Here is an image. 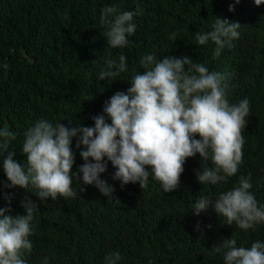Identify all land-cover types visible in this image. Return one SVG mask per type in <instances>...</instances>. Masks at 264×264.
I'll use <instances>...</instances> for the list:
<instances>
[{"label": "trees", "instance_id": "obj_1", "mask_svg": "<svg viewBox=\"0 0 264 264\" xmlns=\"http://www.w3.org/2000/svg\"><path fill=\"white\" fill-rule=\"evenodd\" d=\"M117 5L122 11H135L136 31L129 44L111 48L101 26L104 7ZM234 5V11H229ZM238 22V38L213 56L216 45H199L197 33L213 30L216 18ZM175 33L176 40L169 37ZM233 44V45H232ZM232 45L231 47H229ZM126 57L127 71L98 80L106 69V59ZM156 58L188 55L193 64H203L223 77L226 99L236 105L249 100V114L242 128V163L235 175L225 181L200 184L195 170H202L199 153L184 163L178 190L166 193L148 167L147 188L138 183L121 187L113 180L115 168L107 161L101 178L111 184L113 196H104L94 185H84L73 176L75 197H50L41 201L38 191L10 183L0 159V207L12 215L24 214L22 202L38 205L34 212L31 254L27 264H106L105 256L119 252L118 264H225L223 247L235 240L250 248L264 243V223L254 229L226 224L211 208L195 215L193 207L202 196L213 200L238 186L241 177L250 178L258 206L264 205V3L255 0H0V129L16 135L10 141L14 159L25 167L22 153L26 131L41 119L54 126H94L93 117L103 114L105 102L118 91L126 92L134 74L145 69L140 61L146 55ZM7 64L8 69L3 65ZM69 120L71 124L69 125ZM72 138L75 161L72 173L84 163L83 149ZM199 139V136H196ZM91 159V158H90ZM205 167L212 168L211 152ZM81 187L84 191H80ZM10 196L11 201L6 198ZM7 214V213H6Z\"/></svg>", "mask_w": 264, "mask_h": 264}, {"label": "clouds", "instance_id": "obj_2", "mask_svg": "<svg viewBox=\"0 0 264 264\" xmlns=\"http://www.w3.org/2000/svg\"><path fill=\"white\" fill-rule=\"evenodd\" d=\"M262 3L264 0H255L257 6ZM229 11H234V5H229ZM137 15H142L139 5L135 11L121 12L114 4L102 9L100 23L111 48L129 44L127 37L136 31L133 20ZM211 27V31L197 33L195 40L199 45L213 42L216 45L213 56L218 58L222 49L238 38L240 24L217 17ZM169 39L175 41L176 34ZM105 63L106 69L99 73L98 80L127 71L123 54L118 61L108 58ZM140 63L145 70L133 75L127 91H118L105 102L103 112L110 123L105 115L99 114L93 117L92 127H70L61 122L54 126L41 119L29 128L22 146L26 167L14 159L16 152L9 147L16 135L7 127L0 129V159L10 182L5 187L19 186L26 190L31 184L38 190L35 194L41 201L49 197L55 200L58 196L67 199L76 196L71 187L75 176L84 185H94L109 197L115 189L101 174L110 161L115 168L112 179L120 181L121 187L138 183L141 189L147 188L151 171L163 190L170 193L180 186L186 160L197 153L202 158V170H195L200 184L215 185L235 175L242 163V128L251 109L249 100L245 98L230 105L221 74L210 72L203 64H193L188 55L157 59L155 54H150ZM8 67L3 65L4 69ZM257 120L264 127V118ZM78 134L76 147L84 146L80 151L84 163L74 174L71 145L72 138ZM209 152L212 168L204 166ZM251 188L250 178L241 177L238 186L218 199L200 197L193 212L199 215L211 208L228 225L235 222L242 230L254 229L264 223V205L258 206L249 191ZM80 191L84 189L81 187ZM6 198L10 203L11 197ZM22 207L24 214L16 215L10 214V208L0 207V264H27L22 257L32 252L29 237L38 205L26 200ZM236 244L234 239L224 242L225 264H264V243L256 241L250 248ZM120 259L119 252L105 256L106 264H118Z\"/></svg>", "mask_w": 264, "mask_h": 264}]
</instances>
